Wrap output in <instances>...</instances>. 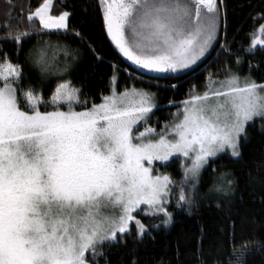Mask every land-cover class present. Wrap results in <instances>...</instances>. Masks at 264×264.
I'll use <instances>...</instances> for the list:
<instances>
[{
  "label": "snow or ice",
  "instance_id": "6c2138e0",
  "mask_svg": "<svg viewBox=\"0 0 264 264\" xmlns=\"http://www.w3.org/2000/svg\"><path fill=\"white\" fill-rule=\"evenodd\" d=\"M6 2L15 9L14 0ZM222 4L223 0H98L107 35L119 53L140 69L156 73L190 69L205 57L219 31ZM52 6L53 0H44L34 12L29 6L27 20H38L28 24L32 33L54 30L83 40L69 28L70 13L52 15ZM259 31L264 36V25ZM29 35L9 32L14 41ZM253 44L264 45V39H254ZM66 55L74 58L76 53ZM224 75L228 78L219 88L193 94L184 102L183 119L168 139L164 131L151 128L134 135L135 126L147 122L156 107L154 94L118 92L115 70L109 81L111 94L97 104L81 103L83 90L70 82L59 83L45 101L25 85L17 66L0 64V264H108L106 247L118 245L133 231L143 240L151 235L150 228L169 226L174 216L166 201L173 194V182L167 175L152 173L154 161H166L174 153L194 156L185 171L186 180L191 174V187H181L175 202L191 214L201 198L199 173L209 158L225 152L239 158L249 122H264V84L248 78L241 84L230 69ZM65 105L68 110H61ZM42 106L53 110L42 111ZM76 106L86 110L76 111ZM156 135L159 139H153ZM221 180L224 186L215 187V192L233 193L234 181L226 176ZM141 214L150 219L148 226L137 218Z\"/></svg>",
  "mask_w": 264,
  "mask_h": 264
},
{
  "label": "trees",
  "instance_id": "16d2710c",
  "mask_svg": "<svg viewBox=\"0 0 264 264\" xmlns=\"http://www.w3.org/2000/svg\"><path fill=\"white\" fill-rule=\"evenodd\" d=\"M43 2L14 0L13 10L6 0H0V64L17 66L24 73L25 85L33 87L45 101L59 83L70 82L83 90L81 103L89 100L99 104L102 96L110 94L109 81L115 70L119 90L137 88L154 94L157 105L146 127L159 132L176 118L185 100L206 91L210 77L223 79L230 69L231 74L264 84V48L251 50L260 26L264 25V19L260 18L264 16V0H223L219 31L206 59L182 75L162 76L143 73L122 57L107 35L98 0H53L52 14L68 11L69 28L83 40L56 32L46 34L43 29L40 35L32 33L28 24L35 25L38 21L27 20L28 8L31 6L34 12ZM18 31L30 35L14 41L9 32L14 36ZM45 43L58 51L53 57L57 64L49 70L42 63L46 59L40 57L41 62L37 63L39 58L35 54ZM66 51L76 53L75 57L66 55ZM41 110L50 108L42 106ZM240 149L241 156L237 159L222 155L209 162L198 187L201 198L191 214L176 207L177 195L169 207L174 216L171 226L150 228L151 235L143 240H138L133 231L132 236L118 245L106 247L108 264H132L133 260L136 264H230V261L235 264L237 260L239 264H264V122L256 120L248 125ZM180 165L179 160H173L162 168L179 182L183 176ZM225 176L234 181V192L216 193L215 187L224 186L221 177ZM204 194L210 198L204 199ZM139 219L146 226L150 223L143 214ZM155 223L159 224V219ZM245 241L249 242L247 247L243 246Z\"/></svg>",
  "mask_w": 264,
  "mask_h": 264
},
{
  "label": "rangeland",
  "instance_id": "374dc122",
  "mask_svg": "<svg viewBox=\"0 0 264 264\" xmlns=\"http://www.w3.org/2000/svg\"><path fill=\"white\" fill-rule=\"evenodd\" d=\"M51 14H52V9H51ZM53 15V14H52ZM38 21V20H37ZM69 22V21H68ZM44 32H46V30H43ZM51 32H55L54 30L53 31H51ZM261 33L259 32V34L256 36V38L255 39H257V40H259V39H263V36L262 35H260ZM45 42H47V40L45 39ZM214 43V42H213ZM213 45V44H212ZM211 48H212V46H211ZM211 48L208 50V52L205 54V57H203L202 59H201V61H198V63H197V65H194V66H192L190 69H186V70H181V71H178V72H176V73H156V72H149L148 70H144V69H140L138 66H136V65H133L130 61H128L127 60V58H125V57H123L132 67H134L135 69H137V70H139V71H141V72H143V73H146V74H148V75H152V76H162V75H167V74H173V75H182V74H184V73H186V72H189L190 70H193L194 68H196L199 64H201L205 59H206V57L210 54V52H211ZM257 48H264V45H252V47H251V50H254V49H257ZM56 52H58L57 50H56V47H53V46H48V43H45V46H44V48H40L39 50H37L36 51V53L35 54H37V56H36V58L38 57L39 58V60H40V57H43L44 59H46V61L44 60V62H42V63H44V65H45V69H47V70H49V68H52V67H54L56 64H57V61H54L56 58H53V57H55L54 55H55V53ZM39 54V55H38ZM42 54H44L45 56H43ZM122 55V54H121ZM50 56H52V58H49ZM47 58H49L48 60L49 61H51L49 64L47 63ZM232 75H236V76H238L239 78H240V80H241V84H243V81H244V77H241L240 75H238L237 73L236 74H232ZM118 77V76H117ZM228 77H226L225 76V78H223V79H220V80H212V81H216L217 83H215V84H213V83H211V81L209 80V82H208V87H207V89H206V91H209V90H211V89H216V88H219V82L220 81H224V80H226ZM11 79V78H10ZM0 86H2V81H0ZM72 86V85H71ZM73 87V86H72ZM133 89H135V90H137V91H144V92H148V91H146V90H143V89H137V88H129V89H125V90H128V91H131V90H133ZM125 90H119L118 88H117V91L118 92H123V91H125ZM205 91V92H206ZM204 92V93H205ZM148 93H150V92H148ZM203 93V94H204ZM111 94V93H110ZM109 94V95H110ZM203 94H198V95H203ZM192 97V96H191ZM191 97L188 99V100H190L191 99ZM188 100H185V101H188ZM184 101V102H185ZM152 102H153V104H155V105H157L156 104V99H155V96H153V100H152ZM184 102L182 103V105H181V107L177 110V112H176V118H174V120L171 122V123H169L168 125H166V127H164V129L162 130V131H164L165 132V134H166V138H168V139H173V135H172V129H173V126L176 124V123H179L180 122V120H182L183 119V109H184ZM73 103H75V102H73ZM211 103H215V101L214 100H212L211 101ZM49 108H50V110H48V111H51V110H53V108L51 107V106H48ZM90 108V107H89ZM156 109V107L153 109V112H154V110ZM61 110H64V111H67L68 110V108H67V105H65ZM74 110H76V111H84V110H86V109H84V108H82V107H79V106H76L75 108H74ZM44 111V110H43ZM177 114H179V115H177ZM152 114H150V116H151ZM256 120H260L259 118H257V119H255V121ZM148 121H149V119H148ZM148 121L147 122H144V121H140L136 126H135V131H134V135H139L141 132H145L146 131V129H149L150 127H146L147 126V123H148ZM254 121V122H255ZM253 122H249V125L250 124H252ZM151 129H153V128H151ZM155 130V129H154ZM162 131H156L155 130V132L156 133H160V132H162ZM153 139H159V136L158 135H156L155 137H153ZM242 140V139H241ZM240 151H241V149H240ZM222 155H229V156H231L230 155V152H225V153H222V154H219L217 157H215V158H209V162L211 161V160H213V159H216V158H218L219 156H222ZM232 157V156H231ZM194 158V156H192V157H184V156H182V155H180V154H178V153H174L173 155H171L169 158H168V160H166V161H154L153 162V173H152V175L153 176H156V175H160V176H164V175H167V176H169V178H170V180L173 182L172 183V185H170V188H172V189H174V191H173V194L169 197V199L166 201V203L168 204V210H169V207L173 204V201H174V198H176V196L177 195H179V192H180V189H181V187H183L185 190H189L190 189V187H191V182H192V177H191V174L189 173V177H188V179L186 180L185 179V171H186V169H188V168H191V165H192V159ZM235 159H237V158H235ZM173 160H179L180 162H181V170H182V174H183V176H182V178H181V180L179 181V182H176V181H174V179L169 175V174H166V173H164V170H163V166H166V165H168V164H170ZM209 164V163H208ZM208 164H206V165H204V167L200 170V173H199V176H200V178H201V176H202V173H203V171L205 170V168L208 166ZM146 166H147V164H146ZM200 184V183H199ZM199 184L197 185V187H199ZM176 190H179V192L177 193L176 192ZM141 208L142 209H145V210H147V206L146 205H141ZM170 211V210H169ZM171 212V211H170ZM137 218H139V216L137 217ZM170 226H171V224H170ZM169 226V227H170Z\"/></svg>",
  "mask_w": 264,
  "mask_h": 264
},
{
  "label": "flooded vegetation",
  "instance_id": "af4514ba",
  "mask_svg": "<svg viewBox=\"0 0 264 264\" xmlns=\"http://www.w3.org/2000/svg\"><path fill=\"white\" fill-rule=\"evenodd\" d=\"M218 1V0H217Z\"/></svg>",
  "mask_w": 264,
  "mask_h": 264
}]
</instances>
